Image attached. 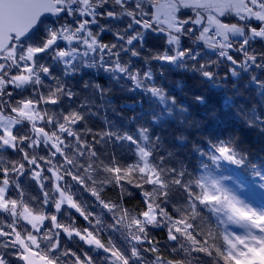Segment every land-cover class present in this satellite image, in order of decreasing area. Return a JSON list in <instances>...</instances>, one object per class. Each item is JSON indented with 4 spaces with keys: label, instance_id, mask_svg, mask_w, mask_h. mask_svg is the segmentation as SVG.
<instances>
[{
    "label": "snow or ice",
    "instance_id": "6c2138e0",
    "mask_svg": "<svg viewBox=\"0 0 264 264\" xmlns=\"http://www.w3.org/2000/svg\"><path fill=\"white\" fill-rule=\"evenodd\" d=\"M153 60L234 111L194 116ZM113 85L139 96L116 105ZM242 128L264 136V0H0V264H264V160Z\"/></svg>",
    "mask_w": 264,
    "mask_h": 264
},
{
    "label": "trees",
    "instance_id": "16d2710c",
    "mask_svg": "<svg viewBox=\"0 0 264 264\" xmlns=\"http://www.w3.org/2000/svg\"><path fill=\"white\" fill-rule=\"evenodd\" d=\"M102 40L105 43H109L113 40V37L109 33H104L102 36ZM148 45L151 48H159L161 53L164 50V44L162 39H157L155 35H150L148 39ZM257 48H260L261 45L257 44ZM214 58V57H213ZM135 60V58H133ZM136 66H141L143 64L142 60H135ZM152 70L156 74V79L158 82H162L165 89L169 90L172 94H174L177 99L187 105L189 109L191 110L192 114L194 116H204L206 113L210 111H215L219 115L223 116L225 111L231 112L234 111L233 109H225L223 107V93L221 92H215L208 86L207 83H201L199 78L196 76H193L192 74L179 70V69H172L169 65L163 64L160 61L153 60L152 61ZM226 70L225 67L220 68L221 74ZM163 71L164 77L161 79L159 73ZM97 79L105 84L107 86L108 81L105 79L103 74L97 77ZM178 82H183V89L179 90L176 88V84ZM130 83V82H129ZM114 92L111 94V100L116 104L119 105L120 103L124 101H135L139 93L132 94V93H120L119 89L116 88L115 85H113ZM197 95H202L206 97L207 103L203 105H198L195 102L194 97ZM247 95L249 96V100L243 101V103L246 106H250L252 103H257V96L254 94L253 89L247 90ZM241 100H236V104H240ZM145 107H147V102L145 101ZM119 111L123 112V114L127 116H131L133 114V110L131 109H119ZM141 109L137 107L135 111H140ZM109 116H111V113H109ZM213 121L209 120L208 125L211 128L213 126ZM90 126L93 127L94 130L99 131L103 129L105 126L103 124L102 119H90ZM134 127V126H133ZM242 132L244 135V148L249 153V158L252 161L259 162L261 160H264V136H261L260 134L256 133L255 131H248L244 130L242 128ZM191 138H195V133L190 134ZM226 167V166H225ZM231 167L235 168V166L231 165ZM228 168V167H226ZM229 169V168H228ZM240 172H245V170L241 169L238 170ZM217 177L220 175L228 176L233 175L235 177L234 173H231L229 171H224L223 169L217 170L215 173ZM250 175V174H248ZM243 178V177H242ZM230 181L224 180L222 181L223 184L229 183ZM86 195V194H85ZM104 197L106 199H113L116 200L119 197V190L116 188H108L105 190ZM127 199V207L129 208H135L138 204V201L135 198L128 197ZM74 212V210H72ZM78 216V214H76ZM77 225L79 227H84L85 222L82 220V218L77 219ZM102 239L104 241H107L108 237L107 235L103 236ZM156 239L160 240L161 243H163L166 240V235L164 233H157ZM72 247H75V244L71 245ZM170 248L169 249H161V255L164 257H167L168 259H172L173 257L170 255ZM202 255V254H201ZM146 256H151V254H146ZM180 257H176V259H179ZM202 264H208L207 258H205L204 261H202Z\"/></svg>",
    "mask_w": 264,
    "mask_h": 264
},
{
    "label": "rangeland",
    "instance_id": "374dc122",
    "mask_svg": "<svg viewBox=\"0 0 264 264\" xmlns=\"http://www.w3.org/2000/svg\"><path fill=\"white\" fill-rule=\"evenodd\" d=\"M225 166L228 167L229 169H232L233 168V167H231V165L225 164ZM225 185L228 186V187H232L231 182L225 183ZM241 188H242V190L246 191V189H243V186H241ZM249 195H251V196L254 197L256 203H259L260 202V200H261L260 191H256L254 193H250Z\"/></svg>",
    "mask_w": 264,
    "mask_h": 264
}]
</instances>
